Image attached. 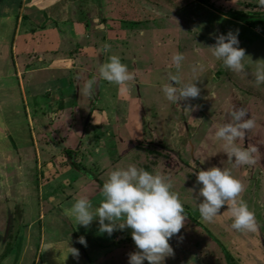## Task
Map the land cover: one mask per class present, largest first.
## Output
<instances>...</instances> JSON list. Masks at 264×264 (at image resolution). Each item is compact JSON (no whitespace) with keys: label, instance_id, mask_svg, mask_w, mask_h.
I'll list each match as a JSON object with an SVG mask.
<instances>
[{"label":"rangeland","instance_id":"1","mask_svg":"<svg viewBox=\"0 0 264 264\" xmlns=\"http://www.w3.org/2000/svg\"><path fill=\"white\" fill-rule=\"evenodd\" d=\"M68 3L69 34L58 55L43 46L48 32L32 44L28 29L19 34L14 19H0V264H48L57 249L64 264H128L136 251L130 229L109 236L94 220L86 230L66 209L85 196L94 211L107 174L130 164L166 177L187 215L163 264H264V84L257 87L254 78L264 63V31L228 16L264 9L257 0H211L213 8L197 0ZM230 30L239 31L248 56L244 73L225 68L208 48ZM177 52L185 57L179 76L198 80L201 92L173 104L161 85L169 72L177 74L171 61ZM110 55L121 58L133 81L116 85L99 77ZM196 64L204 71L193 73ZM92 77L89 98L80 90ZM241 107L256 126L236 143L257 152L254 165L237 167L215 132ZM214 166L243 184L238 200L254 213L255 231L232 229L227 205L213 222L201 219L196 172Z\"/></svg>","mask_w":264,"mask_h":264},{"label":"clouds","instance_id":"2","mask_svg":"<svg viewBox=\"0 0 264 264\" xmlns=\"http://www.w3.org/2000/svg\"><path fill=\"white\" fill-rule=\"evenodd\" d=\"M264 9V0H257ZM239 31H228L215 37V44L208 47L211 54L222 65L233 73L245 72V50L239 47ZM108 52L110 45H103ZM185 57L175 53L171 57L177 74L169 72L167 82L161 85L167 101L178 104L200 96L201 89L196 82H185L179 76V70ZM99 77L109 83L126 85L134 80V75L128 66L122 63L117 55H110L108 62L99 66ZM204 71L203 64H196L192 72ZM255 84H264V63L256 65ZM96 77L87 79L80 90L89 98L94 94ZM230 121L219 125L215 132L217 140L223 142L224 153L235 166L254 165V154L257 148L248 145L238 146V140L245 138L246 131L255 128V120L248 117V111L234 108L230 112ZM234 158V160H233ZM196 184L199 185L198 197L203 198L198 205L202 220L213 222L220 215V210L227 205L232 223L230 227L236 231H255V215L249 210L242 199L238 200L244 190L243 184L228 170L220 167H210L196 172ZM100 202L93 211L92 202L85 196L75 199L67 215L74 219L76 225L86 230L94 220L98 221L99 232L109 236L114 231L131 230V237L136 251L129 254L128 264H163L166 257L173 255L169 241L180 233L187 218L185 209L177 193L172 191V183L159 172H149L135 165L116 167L107 174L100 191ZM78 243L87 246L84 236L78 238ZM69 247V246H68ZM69 253L78 256L76 248L69 247Z\"/></svg>","mask_w":264,"mask_h":264},{"label":"crops","instance_id":"3","mask_svg":"<svg viewBox=\"0 0 264 264\" xmlns=\"http://www.w3.org/2000/svg\"><path fill=\"white\" fill-rule=\"evenodd\" d=\"M68 2L69 0H0V19H14V24L17 23L19 34L22 33V29H28L29 36L26 38L32 41V44L37 43L39 37L41 38L44 35L48 37L47 34H51L43 46H45V50H53L54 54L58 55L62 54V38L64 34H69L67 33L69 29L64 22L65 20L68 21L69 17ZM56 19L59 20V28L54 24L53 20ZM0 50L2 51L1 46ZM54 65L61 70L65 69L62 67L64 63L61 61L56 62L54 60ZM67 66L69 67V63H67ZM67 80L69 81V78ZM60 81L62 82V80ZM64 86L67 87V85ZM61 94H63L62 90ZM46 257L48 264L65 263L63 261L64 256L58 249L54 255H47Z\"/></svg>","mask_w":264,"mask_h":264},{"label":"trees","instance_id":"4","mask_svg":"<svg viewBox=\"0 0 264 264\" xmlns=\"http://www.w3.org/2000/svg\"><path fill=\"white\" fill-rule=\"evenodd\" d=\"M199 4L202 5H207L210 7H215L214 5L211 4V0H197ZM228 16L231 18H234L239 21H252L257 27H262L264 31V14L256 13H246L243 11H232L228 12ZM6 255H3V258H5Z\"/></svg>","mask_w":264,"mask_h":264}]
</instances>
